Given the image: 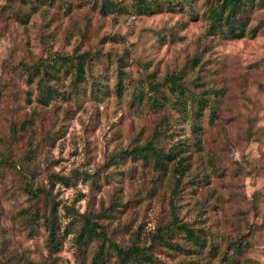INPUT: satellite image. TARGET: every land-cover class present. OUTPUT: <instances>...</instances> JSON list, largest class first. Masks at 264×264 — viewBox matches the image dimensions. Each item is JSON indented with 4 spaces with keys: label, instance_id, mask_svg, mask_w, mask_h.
Instances as JSON below:
<instances>
[{
    "label": "rangeland",
    "instance_id": "1",
    "mask_svg": "<svg viewBox=\"0 0 264 264\" xmlns=\"http://www.w3.org/2000/svg\"><path fill=\"white\" fill-rule=\"evenodd\" d=\"M112 2L0 0V264H91L100 245L101 264H120L114 246L141 248V264H264V8L255 35L227 40L207 33L202 0L145 13L138 0ZM32 67L55 87L47 105ZM178 71L213 108L200 142L187 115L147 101L149 83L167 94L164 77ZM147 141L184 157L173 212L205 246L179 230L158 239L172 224V165L121 156ZM52 209L56 250L39 219ZM83 214L103 238L79 246Z\"/></svg>",
    "mask_w": 264,
    "mask_h": 264
},
{
    "label": "trees",
    "instance_id": "2",
    "mask_svg": "<svg viewBox=\"0 0 264 264\" xmlns=\"http://www.w3.org/2000/svg\"><path fill=\"white\" fill-rule=\"evenodd\" d=\"M204 11L202 13L203 20L206 21V31L208 34L213 36H218L221 39L234 40L241 39L247 36L255 35V28L249 26V22L252 13L256 9L264 8V0H202ZM112 0H102L100 5L101 11H105L104 7L107 4L111 6ZM138 11L140 13H145L152 11L153 9H161L165 5H176L173 0H138L137 2ZM182 3V2H180ZM193 7H188L187 9H192ZM89 57L86 55H81V61H78L75 66L74 72V86L81 77H83V67L88 61ZM191 63L193 65H198L199 56L195 55L191 58ZM66 69V68H65ZM30 73L32 77H38L37 88L39 89V94L37 96V101L41 104L47 105L51 100H53L52 92L54 91V85L48 83V79L44 78V74L48 75L47 72L39 71L37 68H30ZM51 73V72H50ZM53 75V74H52ZM183 71L174 72L167 74L164 77V84L167 87V94L162 93L160 96L158 93V83H149L148 88L150 95L147 97V101L151 107L158 108L163 105H173L176 110L180 113L187 115L188 118L192 120V132L196 133L197 141L200 142V137L203 134V128L200 124L201 115L203 109L208 107L211 109V114L213 113V108L209 102V98L205 96H197L190 88L186 85L183 80ZM117 91L120 92L121 82L117 84ZM93 93V92H92ZM164 103V104H163ZM123 158L131 157L132 159H140L142 161H151L155 170L161 171L167 168L168 165L171 166V177L174 179V186L171 191L170 198V208L172 210V224L169 230L165 233L158 234V239L167 238V234H172L175 230L184 232L187 240L191 243L193 249L198 246H205L203 242V237L196 234L187 223H181L173 212L175 209V204L173 203L174 195L177 193V188L179 186V181H181V175L186 166L184 163V157L180 156L179 150H177V145H174L169 151L165 152L161 148L154 146L150 141H147L141 146H135L131 150H125L121 153ZM5 159L2 161L4 163ZM16 158L11 160L10 166L13 168L17 167ZM114 161L115 158H114ZM55 179L62 181L63 177L56 176ZM23 189L34 197L37 193H44V189L38 188L37 191H33L32 187L25 183ZM47 193V192H46ZM31 222H36L37 217L34 215L29 216ZM39 219H43V224L48 230L47 243L50 250H56L60 247L62 243V236L60 235V228L57 223L56 213L52 209L48 216L42 215ZM98 224L91 222L89 216H82V225L80 231L76 235V242L79 246L85 243L86 238L95 237L97 239L103 238V232L98 231ZM175 249H179L178 244H171ZM116 250L117 257L120 260V264H141L139 258H141L142 250L139 247H131L128 249H122L118 246H114ZM212 249V248H211ZM106 250L103 245H100L97 251L92 256L91 264H101L102 260L105 258ZM127 261L125 260L126 258ZM130 260V261H129ZM148 262H153L148 258ZM147 262V263H148ZM194 264V263H193Z\"/></svg>",
    "mask_w": 264,
    "mask_h": 264
}]
</instances>
